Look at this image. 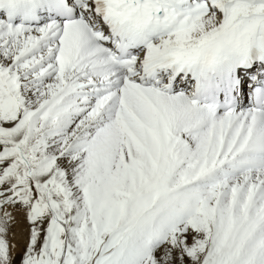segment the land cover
<instances>
[{
	"label": "snow or ice",
	"instance_id": "snow-or-ice-1",
	"mask_svg": "<svg viewBox=\"0 0 264 264\" xmlns=\"http://www.w3.org/2000/svg\"><path fill=\"white\" fill-rule=\"evenodd\" d=\"M0 264H264V0H0Z\"/></svg>",
	"mask_w": 264,
	"mask_h": 264
}]
</instances>
